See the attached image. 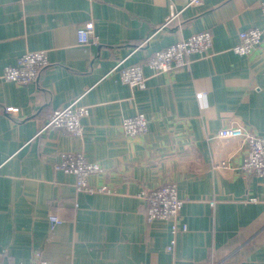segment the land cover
<instances>
[{
  "label": "crops",
  "instance_id": "1",
  "mask_svg": "<svg viewBox=\"0 0 264 264\" xmlns=\"http://www.w3.org/2000/svg\"><path fill=\"white\" fill-rule=\"evenodd\" d=\"M262 1L0 0V264H29L36 253L49 264H264V183L241 172L243 139L218 138L230 126L264 134V42L248 57L233 52L240 32L264 29ZM202 32L212 47L189 68L159 75L147 66ZM29 52L47 54L39 80L5 81ZM123 60L142 66L145 90L112 72ZM79 98L90 107L81 137L38 135ZM137 114L148 131L128 137L122 122ZM64 153L98 164L89 183L110 193L78 192L75 176L55 168ZM223 161L229 167L217 169ZM166 184L177 186L187 227L171 253L172 223H148L142 197ZM51 215L62 221L54 229Z\"/></svg>",
  "mask_w": 264,
  "mask_h": 264
},
{
  "label": "built area",
  "instance_id": "2",
  "mask_svg": "<svg viewBox=\"0 0 264 264\" xmlns=\"http://www.w3.org/2000/svg\"><path fill=\"white\" fill-rule=\"evenodd\" d=\"M196 0H191V3ZM260 9L264 19V1L260 3ZM175 17L168 18L164 26L174 22ZM93 33V25L87 26L78 31L79 41L82 44L90 43V36ZM264 42V29L251 28L242 31L238 35V42L233 48V52L239 56L248 57ZM213 44V37L209 32H202L177 42L166 49L159 50L149 58L147 66L155 74L173 73L177 70L189 68L190 57L195 54H204L208 52ZM123 60L112 72L120 70V79L122 83L128 85L133 90H145L147 78L144 75L141 65H132L122 67ZM49 66L47 54L45 52H29L24 54L16 66L5 68L2 78L7 82L21 85H29L39 80L40 74ZM204 94H198V98H203ZM81 98L71 102L66 107L58 110L53 117L39 131L38 135L48 130L66 131L73 136L81 137L85 126L83 120L90 115V107L80 104ZM18 110L8 108L7 112L16 113ZM149 121L144 114H137L134 117L125 118L122 122V129L128 137H139L145 135L148 131ZM218 138L233 139L241 138L248 145L249 152L241 166V172L246 177L255 176L264 183V134L257 135L245 130L239 126H230L219 131ZM61 162L55 165L57 170L67 174H72L76 178V188L78 192L93 195L110 193L106 186L96 188L90 185L89 179L92 175L102 172L101 167L88 161L80 153H64ZM228 162H221L216 165L217 169L228 168ZM142 197L148 203L147 221L152 223L156 220L172 223L173 239L167 250L174 252L177 241L176 236L187 231V227L179 224V216L184 202L178 197L177 186L175 184H166L154 190H146ZM250 202H258L256 199H250ZM212 205H214L212 203ZM61 219L56 215L50 216L52 229L61 223ZM29 264H49L41 254H35Z\"/></svg>",
  "mask_w": 264,
  "mask_h": 264
}]
</instances>
